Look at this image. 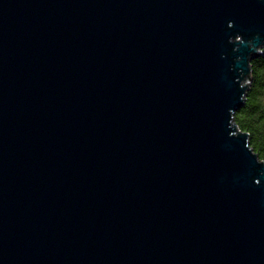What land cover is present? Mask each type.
<instances>
[{
	"label": "water",
	"instance_id": "obj_1",
	"mask_svg": "<svg viewBox=\"0 0 264 264\" xmlns=\"http://www.w3.org/2000/svg\"><path fill=\"white\" fill-rule=\"evenodd\" d=\"M260 54L264 0H0V264H264Z\"/></svg>",
	"mask_w": 264,
	"mask_h": 264
},
{
	"label": "trees",
	"instance_id": "obj_2",
	"mask_svg": "<svg viewBox=\"0 0 264 264\" xmlns=\"http://www.w3.org/2000/svg\"><path fill=\"white\" fill-rule=\"evenodd\" d=\"M238 126L249 133L250 146L264 161V55L251 61L250 84L243 105L234 114Z\"/></svg>",
	"mask_w": 264,
	"mask_h": 264
}]
</instances>
